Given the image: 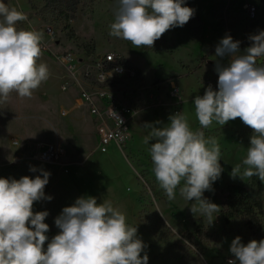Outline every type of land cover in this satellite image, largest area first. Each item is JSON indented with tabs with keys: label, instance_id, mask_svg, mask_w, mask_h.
<instances>
[{
	"label": "rangeland",
	"instance_id": "rangeland-1",
	"mask_svg": "<svg viewBox=\"0 0 264 264\" xmlns=\"http://www.w3.org/2000/svg\"><path fill=\"white\" fill-rule=\"evenodd\" d=\"M258 5V17H246L245 2ZM10 8L22 11L28 19L18 22V29L43 33L39 62L48 66L47 81L31 98L13 92L0 102V178H35L42 171L50 173L45 195L52 199L35 202L33 211H48L45 223L47 243L59 233L55 218L79 197H95L98 203L111 201L136 226L137 235L147 246L148 264H228L234 259L230 245L236 236L247 244L264 239V214L261 229L253 228L240 213L226 219L230 186L250 191L248 199H264V184L257 177L233 179L232 168L242 163L253 130L239 118L224 126L213 122L200 129L192 103L213 82L218 90L217 64L230 59L215 55V48L226 35L240 41L241 53L250 46L248 37L264 30V0H186L195 10L183 27L167 31L152 48H135L130 42L109 35L117 0H3ZM48 26L53 33L49 34ZM71 52L89 58L98 53H116L139 71L135 80L112 85L118 97L133 107L129 121L130 137L124 151L112 144L107 152L98 150L97 122L85 107H76L79 97L75 85L64 92L68 82L66 69L57 57ZM264 65V57L259 58ZM76 87V88H75ZM67 110L68 116L61 111ZM182 112L193 130L205 137H215L221 148L220 178L205 191L204 197L220 207L207 217L190 211L195 201L185 200L177 190L169 201L158 187L152 171L150 141L144 143L150 129L146 123L162 127L169 117ZM159 122V123H157ZM17 141L18 145L12 142ZM39 142H61L67 149L64 165H50L34 158ZM14 161V162H12ZM35 167V172L30 171ZM143 255V253L141 254Z\"/></svg>",
	"mask_w": 264,
	"mask_h": 264
},
{
	"label": "clouds",
	"instance_id": "clouds-1",
	"mask_svg": "<svg viewBox=\"0 0 264 264\" xmlns=\"http://www.w3.org/2000/svg\"><path fill=\"white\" fill-rule=\"evenodd\" d=\"M109 35L130 42L135 48H152L167 31L183 27L195 10L186 0H117ZM28 17L0 0V102L15 92L20 98H31L47 81L48 66L39 62L43 33L18 29V22ZM251 44L243 53L240 41L231 35L222 38L215 48L217 57H230L226 66L217 64L218 90L209 85L202 96H195V116L200 129L213 122L224 126L239 118L253 130L250 145L242 163L232 168L233 179L257 177L264 184V30L248 37ZM159 123V122H157ZM150 129L144 143L150 141V158L158 187L169 201L177 190L191 204L194 216L199 213L212 223V214L220 207L204 197L211 191L223 168L221 148L215 137H205L193 130L182 112L169 117V123ZM14 162V161H12ZM35 167L30 171L35 172ZM50 173L42 171L35 178H0V264H148L146 245L137 235V227L126 222V216L111 201L97 202L95 197H79L62 209L55 218L59 229L48 241L45 223L48 211H33L35 202L50 201L45 186ZM234 259L228 264H264V239L247 244L236 236L230 245ZM143 253V255H141Z\"/></svg>",
	"mask_w": 264,
	"mask_h": 264
},
{
	"label": "built area",
	"instance_id": "built-area-1",
	"mask_svg": "<svg viewBox=\"0 0 264 264\" xmlns=\"http://www.w3.org/2000/svg\"><path fill=\"white\" fill-rule=\"evenodd\" d=\"M246 17L254 20L258 17V5L245 2ZM49 34L53 31L47 27ZM66 69L68 82L62 85L68 90L75 85L79 90L78 106L85 107L97 119L98 150L107 152L112 144L124 151L130 137L129 121L134 114L133 107L118 97V91L110 87L118 81L135 80L139 71L127 60L116 53H98L89 58L67 52L57 57ZM229 61L220 64L226 66ZM257 63L260 65L259 58ZM213 86V82L209 81ZM66 111L62 113L66 115ZM15 144H18L15 142ZM67 149L61 142L39 143L34 158L50 165H64Z\"/></svg>",
	"mask_w": 264,
	"mask_h": 264
},
{
	"label": "trees",
	"instance_id": "trees-1",
	"mask_svg": "<svg viewBox=\"0 0 264 264\" xmlns=\"http://www.w3.org/2000/svg\"><path fill=\"white\" fill-rule=\"evenodd\" d=\"M128 62V61H127ZM229 206L223 211L225 218L234 216L235 212L245 215L253 228L261 229L264 214V199H248L250 191L240 186H230Z\"/></svg>",
	"mask_w": 264,
	"mask_h": 264
},
{
	"label": "crops",
	"instance_id": "crops-1",
	"mask_svg": "<svg viewBox=\"0 0 264 264\" xmlns=\"http://www.w3.org/2000/svg\"><path fill=\"white\" fill-rule=\"evenodd\" d=\"M228 61H230V59L228 60ZM129 62V61H128ZM227 62V61H226ZM59 63V62H58ZM130 63V62H129ZM60 64V63H59ZM131 65H133L132 63H130ZM62 66V65H61ZM134 66V65H133ZM62 87V86H61ZM76 88V87H75ZM77 89V88H76ZM63 90V89H62ZM64 92H67V91H69V89L68 90H63ZM77 91H78V96H79V90L77 89ZM78 98V97H77ZM79 104H78V100H77V105H76V107H80V106H78ZM88 110V109H87ZM63 111H66L65 113H66V115H64L62 112ZM63 111H61V114H62V116H68V114H69V112L67 111V110H63ZM92 117L94 118V120H95V122L97 121V119H96V117L95 116H93L92 115ZM132 118V117H131ZM15 142H17V141H13L12 143L14 144V145H18V144H15ZM18 143V142H17ZM39 143H43V142H39ZM39 143H37V144H39ZM54 143V142H53ZM37 144L35 145V151H36V146H37ZM44 144H47V143H44ZM98 148V147H97Z\"/></svg>",
	"mask_w": 264,
	"mask_h": 264
}]
</instances>
